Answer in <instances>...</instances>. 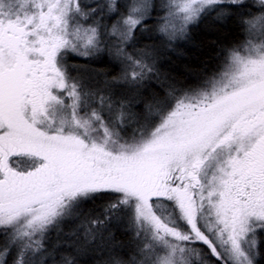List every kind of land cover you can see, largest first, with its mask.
<instances>
[{"label":"snow or ice","instance_id":"1","mask_svg":"<svg viewBox=\"0 0 264 264\" xmlns=\"http://www.w3.org/2000/svg\"><path fill=\"white\" fill-rule=\"evenodd\" d=\"M159 7L164 46L212 13L239 12L241 39L184 83L162 77L154 47L135 49L154 0H0V264H49L48 235L96 202L104 219L71 232L75 251L51 264H77L98 235L104 264H258L264 0ZM69 53H107L120 75L89 83L72 75ZM113 217L132 233L128 252L100 232Z\"/></svg>","mask_w":264,"mask_h":264},{"label":"trees","instance_id":"2","mask_svg":"<svg viewBox=\"0 0 264 264\" xmlns=\"http://www.w3.org/2000/svg\"><path fill=\"white\" fill-rule=\"evenodd\" d=\"M121 2L123 3L124 0ZM154 3L157 8L147 21V30H138L135 34L134 43L137 51L145 47L155 48V65L162 77L168 76L184 83H193L196 74L210 70L216 65L218 55L223 48L241 39L238 23L239 12L222 19H217L216 14L212 13L190 25L186 37L164 46L158 40L155 31L160 15L163 14L159 7L161 0H154ZM244 10L240 9V11ZM104 22L109 23L110 21L105 18ZM129 51H132V48H129ZM70 60L72 63L74 62V66L81 64V66L99 70V80L102 82L105 78L104 73H107L109 78L119 76L122 67L107 53H101L94 57H82L73 54ZM104 212L105 205L101 202L86 204L83 208V216L79 220L62 224L57 235L51 232L44 241L45 247L49 251L55 248L53 257L49 258V264H51L52 259L59 260L61 254L68 255L70 252H74L73 245L76 237L72 236L71 232L79 229V235L83 237V229L89 227L87 221L95 217L104 219ZM99 227L105 240L111 234L113 245L116 246L117 250L130 251L133 236L127 227L126 220L117 221L113 217ZM107 256L108 251L104 244L100 243V236L98 235L97 240L89 244L86 250L75 255V260L77 264H104ZM256 259L258 264H264V249H261V254Z\"/></svg>","mask_w":264,"mask_h":264},{"label":"rangeland","instance_id":"3","mask_svg":"<svg viewBox=\"0 0 264 264\" xmlns=\"http://www.w3.org/2000/svg\"><path fill=\"white\" fill-rule=\"evenodd\" d=\"M73 54L76 55L75 53H69L68 56L66 57L67 64L69 65V70L72 73V75L82 77L85 81L89 83H97V82L102 83V81L99 80V75H98L99 70L90 69L86 66H81V64H77L76 66H74L75 65L74 62L72 63V61L70 60V57L73 56ZM118 91L121 94L136 95L135 93H130L128 87L123 85L118 86ZM141 91H143V89ZM139 107H142V105ZM139 107L137 108V110H139ZM53 233L57 235L59 233V230L53 231Z\"/></svg>","mask_w":264,"mask_h":264}]
</instances>
